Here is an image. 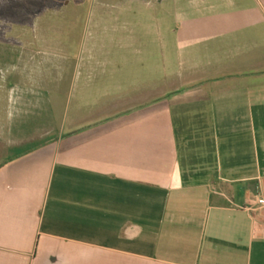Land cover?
Returning a JSON list of instances; mask_svg holds the SVG:
<instances>
[{
  "label": "crops",
  "instance_id": "1",
  "mask_svg": "<svg viewBox=\"0 0 264 264\" xmlns=\"http://www.w3.org/2000/svg\"><path fill=\"white\" fill-rule=\"evenodd\" d=\"M144 4L1 32L0 264H264V0Z\"/></svg>",
  "mask_w": 264,
  "mask_h": 264
},
{
  "label": "rangeland",
  "instance_id": "2",
  "mask_svg": "<svg viewBox=\"0 0 264 264\" xmlns=\"http://www.w3.org/2000/svg\"><path fill=\"white\" fill-rule=\"evenodd\" d=\"M180 1L182 2V0ZM100 3L109 6L101 7ZM48 7L54 8L47 11ZM151 12V7L146 6L144 0H0V36L4 28L12 31L11 28H8L11 25L9 21L17 20L15 18L19 19V15H39L40 13L49 15L43 13H51L53 16L70 15L77 21L88 20L89 18L91 21H95L97 17L108 14L121 15L128 18L136 16L143 18V23L139 24L141 28L137 27L140 31L146 26V17L150 16ZM74 26H76L74 29L79 30L81 23H77ZM59 35L55 33L51 41L55 42L56 39H60ZM13 41L11 40V42Z\"/></svg>",
  "mask_w": 264,
  "mask_h": 264
},
{
  "label": "built area",
  "instance_id": "3",
  "mask_svg": "<svg viewBox=\"0 0 264 264\" xmlns=\"http://www.w3.org/2000/svg\"><path fill=\"white\" fill-rule=\"evenodd\" d=\"M257 207H264V196L259 197V198L256 199V202L252 206V209H255Z\"/></svg>",
  "mask_w": 264,
  "mask_h": 264
}]
</instances>
